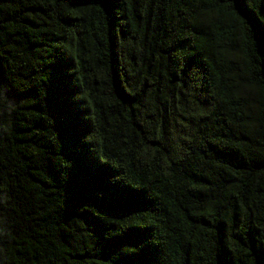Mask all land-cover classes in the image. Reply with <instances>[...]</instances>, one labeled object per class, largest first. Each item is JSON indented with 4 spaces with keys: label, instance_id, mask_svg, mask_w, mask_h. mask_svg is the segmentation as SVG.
Segmentation results:
<instances>
[{
    "label": "trees",
    "instance_id": "16d2710c",
    "mask_svg": "<svg viewBox=\"0 0 264 264\" xmlns=\"http://www.w3.org/2000/svg\"><path fill=\"white\" fill-rule=\"evenodd\" d=\"M0 264H264V0H0Z\"/></svg>",
    "mask_w": 264,
    "mask_h": 264
},
{
    "label": "water",
    "instance_id": "95a60500",
    "mask_svg": "<svg viewBox=\"0 0 264 264\" xmlns=\"http://www.w3.org/2000/svg\"><path fill=\"white\" fill-rule=\"evenodd\" d=\"M2 81V70H1V65H0V83Z\"/></svg>",
    "mask_w": 264,
    "mask_h": 264
}]
</instances>
